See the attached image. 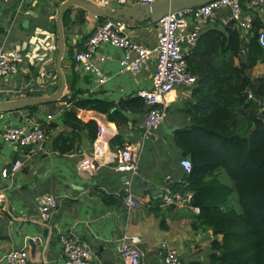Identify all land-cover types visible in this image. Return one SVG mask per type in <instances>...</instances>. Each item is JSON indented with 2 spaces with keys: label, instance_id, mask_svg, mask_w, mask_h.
<instances>
[{
  "label": "crops",
  "instance_id": "crops-1",
  "mask_svg": "<svg viewBox=\"0 0 264 264\" xmlns=\"http://www.w3.org/2000/svg\"><path fill=\"white\" fill-rule=\"evenodd\" d=\"M65 1L33 0L25 9L26 0H0V26L5 28L4 34L0 32V47L18 44L22 53L20 73L0 77V100L50 95L59 88L60 77L42 71L47 66L56 67L58 32L54 26H57L59 6ZM122 6L115 1L103 5L107 10ZM243 7L245 13L252 12L245 1ZM69 9L68 24L64 23L63 15L66 53L61 65L67 80L65 94L70 92L74 72L78 77V86L83 90L79 95L81 98L107 99L118 103L137 96L141 88L152 86L156 58L138 74L121 72L123 50L110 44L100 46V50L108 56L103 65L108 76L105 83L97 86L94 74L86 73L76 65L72 67L73 60L67 54V46H73L74 52L84 48L88 36L100 20L95 19L89 11L81 20L79 14ZM229 13V9L224 8L211 18L198 22L190 17L189 24L199 27L201 33L213 26L224 28ZM255 14L264 22V14ZM25 19L35 23L37 28H32L30 24L23 26ZM124 22L127 33L137 43L148 48L157 45L160 33L158 23L148 21L140 25L134 19ZM249 72L252 77L264 75V62L257 63ZM196 87L197 81L181 85L166 96V117L145 143L139 176L148 181L163 179L174 182L180 190L185 186V170L180 165L182 150L174 141V133L192 122L190 111L195 110L193 106L197 103ZM74 107L73 102L60 99L40 104L34 114L27 109L0 110V264H8L6 255L11 250L24 247L29 252V264H64V248L57 239L61 234L75 235L87 244L92 252L93 264H123L118 243L125 232L141 237L140 247L146 252V264H164L166 250L161 248L163 242L167 243L168 248L179 252L183 264H208L212 242L220 241L222 235L215 234L213 228L199 218L200 213L194 209L195 206L166 205L162 202L163 195L156 196L151 190L138 186L136 179L134 190L139 203L128 211L124 194L127 174L115 170L111 153L126 144L136 146L142 134L145 113L127 111L130 120L127 125L119 127L105 113L75 108L83 122L93 120L104 124L109 139L120 133L124 135V143L110 144L101 166L89 177L76 170L77 162L93 150L94 142L89 137L88 129L78 131L74 149L65 153L57 148L55 142L57 136L73 133L71 127L64 125L63 116ZM29 118L42 122L48 136L41 147H36L34 151L5 139L8 128L25 125ZM29 152L30 156L27 155ZM16 159H22L24 165L17 172H12L11 167ZM219 177L224 183L233 185L227 174L222 173ZM161 190L163 194L167 193L168 185ZM45 193L54 194L59 201L57 210L48 221L42 219L38 210L40 197ZM236 196V193L231 195L225 206L227 209L231 206L238 208ZM47 227L52 232L49 231L45 237ZM31 236H39L41 242L34 253L29 243Z\"/></svg>",
  "mask_w": 264,
  "mask_h": 264
},
{
  "label": "trees",
  "instance_id": "trees-1",
  "mask_svg": "<svg viewBox=\"0 0 264 264\" xmlns=\"http://www.w3.org/2000/svg\"><path fill=\"white\" fill-rule=\"evenodd\" d=\"M69 13L70 9L64 13L65 24L70 22ZM106 19L99 16L101 22ZM261 29L264 22L257 17L256 35L246 41L235 21L229 20L224 28L213 26L200 32L197 44L186 54L188 70L197 77V103L190 111L192 122L175 131L174 141L182 150V158L189 157L193 163L190 173L184 171L186 184L182 190L193 193L192 205L200 208L199 218L215 234L222 235L220 241L212 242L208 264H264V75L252 77L249 72L264 62V47L257 39ZM67 47L73 60L74 48ZM75 65L73 60L72 67ZM46 72L59 76L54 66H47ZM69 89L61 100L73 102L75 107L65 112L63 123L73 133L61 134L55 140L63 153L74 149L78 131L88 129L93 141L97 135V122H83L76 107L105 113L119 127L128 124L127 111L147 112L139 95L118 103L79 97L83 90L75 72ZM25 109L34 114L39 105ZM124 141L120 133L110 139V144L121 145ZM222 173L233 185L220 179ZM233 193L237 195L238 208L227 209Z\"/></svg>",
  "mask_w": 264,
  "mask_h": 264
},
{
  "label": "built area",
  "instance_id": "built-area-1",
  "mask_svg": "<svg viewBox=\"0 0 264 264\" xmlns=\"http://www.w3.org/2000/svg\"><path fill=\"white\" fill-rule=\"evenodd\" d=\"M115 1L123 6L152 4L156 0H99L100 6ZM252 12L245 13L243 2ZM229 9V20L235 21L236 28L246 36V41L256 35L254 30L255 12L264 14V0H213L195 8L181 9L168 13L159 21V37L154 48L145 47L137 43L127 33V25L122 20L107 18L100 21L92 34L87 38L84 48L74 52L73 60L78 69L94 74L97 78V86L105 83L108 76L104 70V63L108 56L100 50L103 44H110L123 50L120 58V71H130L138 74L148 63L156 58L155 70L150 88H141L138 95L144 99L147 107L143 120V130L136 146L127 145L118 148L111 153L114 168L118 172H124L127 177L125 185V203L128 211L134 209L139 200L135 193V181L139 176L142 150L145 143L150 140L166 117V96L176 87L185 84H194L196 75L188 70L186 54L198 41L199 27H192L189 18L195 22L204 21L221 9ZM95 19L99 16L93 13ZM257 39L264 47V29L257 33ZM241 53L246 54L243 48ZM22 53L18 44L4 45L0 47V77H11L21 71ZM47 73L46 69L42 71ZM1 91V90H0ZM21 90H18L19 92ZM9 92V91H8ZM250 97L253 94L250 93ZM52 116L50 115L49 118ZM98 130L93 143V150L85 154L76 164L79 174L92 176L101 166L102 160L110 147V139L107 136L104 124L97 123ZM46 127L39 120L29 118L28 123L21 126L10 127L5 132V139L17 146L30 148L32 151L47 140ZM30 150V151H31ZM30 156V152L27 154ZM24 165L22 159H16L11 167L12 172H17ZM180 165L187 173L193 168L189 157L180 159ZM193 193L189 190L173 192L171 189L162 196L164 204L177 206H193ZM59 201L54 194L45 193L40 197L38 210L43 220L52 219L58 208ZM194 209L200 213L199 207ZM34 239L39 236H34ZM60 241L64 248V264H93L92 252L89 246L80 241L75 235L61 234ZM141 237L125 232L118 243V252L123 264H146V252L140 247ZM161 248L166 250L164 264H183L179 252L174 248H168L166 242L161 243ZM29 252L24 247L11 250L6 259L8 264H29Z\"/></svg>",
  "mask_w": 264,
  "mask_h": 264
},
{
  "label": "water",
  "instance_id": "water-1",
  "mask_svg": "<svg viewBox=\"0 0 264 264\" xmlns=\"http://www.w3.org/2000/svg\"><path fill=\"white\" fill-rule=\"evenodd\" d=\"M211 1L213 0H156L152 4L142 3L139 5L122 6L120 8L107 10L92 0H66L59 6L57 14L58 40L56 69L60 77L59 88L55 93L50 95L0 100V110L25 109L32 105H40L48 102L58 101L65 95L67 89V80L65 73L63 72L61 62L66 53V39L63 27V15L67 9L72 8V10L75 11L76 14H79V18L81 20L84 19L86 11H89L106 18H112L122 21L134 19L140 25H143L148 21H151L153 23L159 22L168 13H173L181 9L195 8ZM32 2L33 0H26L25 9H27L29 4H31ZM82 10L84 11L81 12ZM30 14L32 15L31 12ZM34 15L36 17H39V14H37L36 12H34ZM29 24L32 28H37V25L35 23H31L29 19H25L23 21V26L28 27ZM0 32L4 34L5 28L0 26ZM127 114H129V112H127ZM137 184L142 188L151 190L154 195L160 197L163 195L161 188L165 185H168L169 189H171L173 192L179 191V187L174 182H167L163 179L148 181L144 177L139 176L137 178ZM124 194H126V192ZM49 231L52 232V229H50L49 227L44 230L45 237L49 235ZM33 237L34 236H31L29 238V243L32 247V252L34 253L36 247L40 245L41 242L40 237L36 239H34ZM57 239L58 241H60V237H58ZM165 256L166 253L164 254V258Z\"/></svg>",
  "mask_w": 264,
  "mask_h": 264
},
{
  "label": "rangeland",
  "instance_id": "rangeland-1",
  "mask_svg": "<svg viewBox=\"0 0 264 264\" xmlns=\"http://www.w3.org/2000/svg\"><path fill=\"white\" fill-rule=\"evenodd\" d=\"M151 22V21H150ZM153 23V22H152ZM156 23H158L159 24V22H156Z\"/></svg>",
  "mask_w": 264,
  "mask_h": 264
}]
</instances>
